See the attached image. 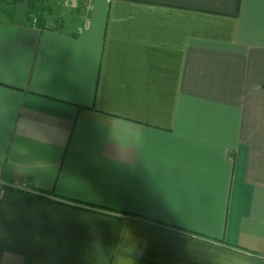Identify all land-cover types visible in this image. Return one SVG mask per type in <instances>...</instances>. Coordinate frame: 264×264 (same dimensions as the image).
I'll list each match as a JSON object with an SVG mask.
<instances>
[{"label": "crops", "instance_id": "obj_1", "mask_svg": "<svg viewBox=\"0 0 264 264\" xmlns=\"http://www.w3.org/2000/svg\"><path fill=\"white\" fill-rule=\"evenodd\" d=\"M50 2L0 12V264H264V0Z\"/></svg>", "mask_w": 264, "mask_h": 264}, {"label": "trees", "instance_id": "obj_2", "mask_svg": "<svg viewBox=\"0 0 264 264\" xmlns=\"http://www.w3.org/2000/svg\"><path fill=\"white\" fill-rule=\"evenodd\" d=\"M23 2L27 4L29 19L35 21L39 27L46 25L48 18L53 15L50 0H0V12L4 14L14 11L15 7Z\"/></svg>", "mask_w": 264, "mask_h": 264}, {"label": "rangeland", "instance_id": "obj_3", "mask_svg": "<svg viewBox=\"0 0 264 264\" xmlns=\"http://www.w3.org/2000/svg\"><path fill=\"white\" fill-rule=\"evenodd\" d=\"M53 1V0H52ZM57 14H58V12H57Z\"/></svg>", "mask_w": 264, "mask_h": 264}]
</instances>
